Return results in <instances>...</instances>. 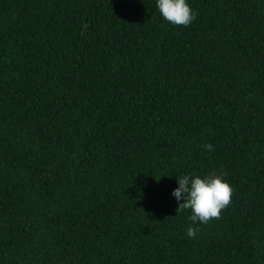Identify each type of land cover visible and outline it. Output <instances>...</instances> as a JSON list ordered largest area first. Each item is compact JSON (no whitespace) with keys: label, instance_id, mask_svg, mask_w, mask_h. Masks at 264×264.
Here are the masks:
<instances>
[{"label":"trees","instance_id":"1","mask_svg":"<svg viewBox=\"0 0 264 264\" xmlns=\"http://www.w3.org/2000/svg\"><path fill=\"white\" fill-rule=\"evenodd\" d=\"M187 3L0 0V264H264V0Z\"/></svg>","mask_w":264,"mask_h":264},{"label":"clouds","instance_id":"2","mask_svg":"<svg viewBox=\"0 0 264 264\" xmlns=\"http://www.w3.org/2000/svg\"><path fill=\"white\" fill-rule=\"evenodd\" d=\"M157 7L163 19L176 26L187 27L196 19L187 0H157ZM203 148L213 150L211 144H205ZM177 183L172 195L183 203L178 204L176 212L190 210L189 219L193 224H208L213 219H220L222 211L231 204L232 186L215 173L204 178L180 176ZM199 231L198 227L189 226L186 235L195 239Z\"/></svg>","mask_w":264,"mask_h":264}]
</instances>
